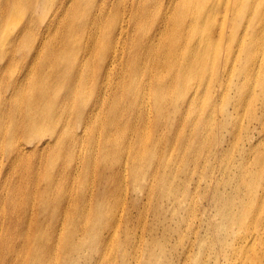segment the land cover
<instances>
[{"label": "rangeland", "instance_id": "374dc122", "mask_svg": "<svg viewBox=\"0 0 264 264\" xmlns=\"http://www.w3.org/2000/svg\"><path fill=\"white\" fill-rule=\"evenodd\" d=\"M112 1L114 5L107 6L110 10L103 15L106 24L110 22V11L117 10L118 0ZM3 2L0 1V6ZM16 2L10 0L6 6L9 12ZM121 2V16L131 19L125 59L110 71L90 63L92 76L83 84L78 98H71L68 89L71 88L69 75L77 65L74 57L81 59L95 51L87 47L86 38L75 35L62 64L54 63V55L60 54L54 49L52 35L64 10L51 14L49 21L34 22L31 32L37 35L19 42L18 46L24 44L19 48H9L4 52L6 57L0 51V264H110V247L115 248L113 254L117 264H221L219 255H222V264H226L234 256L236 235L244 231L241 223L247 224L245 208L252 198L256 211L249 226L255 230L253 222L264 215V176L256 178L260 163H264V88L257 71L253 81L242 84L248 63L239 51L238 64L234 66L230 81L232 86L228 88L231 91L217 93L220 95L206 102L204 109L200 108L197 97L190 99L191 85L175 82V90H171L161 107L157 108L153 95V108L146 114L144 124L136 113H125L124 119L129 118L136 125L125 132V138L117 143L115 150L109 147L111 161L103 177L100 178V172L91 170L93 179L87 180L88 193L82 205L85 208L89 204L91 211L79 217L81 207L66 202L68 196L76 200L84 194L81 185L85 180L80 179L87 158L98 164L101 171L107 133L121 135L117 126H106L107 108L115 104L126 109L140 106L141 99L134 86L124 87L130 84L132 71L126 66L128 51L138 37L135 17L130 16L137 5L135 0ZM255 6L264 12V0ZM102 7L105 6L76 3L64 16V21L80 27L84 22L81 20L83 14L100 11ZM210 7L211 4H206L204 8ZM157 17L153 12V18ZM149 19H141L142 28L147 32L149 29L155 31L157 22ZM243 26L237 28L238 47ZM205 27L212 36L216 35L220 30L219 20L207 22ZM38 36L47 45L44 49L40 46V53L35 54ZM58 42L57 37L56 46ZM215 52L219 58L213 62L216 76L212 81L221 74L222 60L228 55L224 43L217 45ZM257 55L264 57V53ZM90 56L95 55L91 53ZM211 69L209 62L204 72L207 81ZM196 82L198 80H192V86ZM226 84L227 81L212 86L216 92V88L224 89ZM242 86L245 93L256 87L255 97L241 95L239 88ZM29 92L36 98H41V94L44 97L31 111L23 105L27 102H19ZM71 109L76 110V116L64 115ZM43 114L46 134L34 137V124L42 121ZM53 123L64 128L62 136L53 134ZM69 123L80 136L78 152L82 155L58 169L65 176L60 173L50 176L52 159L63 152L64 135H70ZM211 124L213 129H210ZM136 126L146 132L143 150H148V157L142 160L146 181L132 170L133 152L140 151V146L134 142L138 134L134 131ZM100 133L101 148L86 150L87 141L91 137L98 139ZM47 141L52 144L44 145ZM21 148L25 152L20 153ZM120 154L125 157L122 170L118 171ZM245 178L254 184L253 194ZM114 184L119 185L114 187ZM66 185L71 190L68 191ZM119 188L116 195L112 194V189ZM215 196L233 200L229 210L234 208L232 213L237 214L225 230L222 249L214 241L216 231L212 224H229L230 213L216 211ZM62 199L66 201L59 202ZM115 215H121L119 220ZM75 217L83 223H73ZM87 218L92 222L85 223ZM79 224L95 225L92 226L95 232L71 229ZM260 241L254 238L243 247L244 257L255 249L250 254L253 261L257 257L263 259L264 247ZM242 258H236L235 264H242Z\"/></svg>", "mask_w": 264, "mask_h": 264}, {"label": "bare ground", "instance_id": "6f19581e", "mask_svg": "<svg viewBox=\"0 0 264 264\" xmlns=\"http://www.w3.org/2000/svg\"><path fill=\"white\" fill-rule=\"evenodd\" d=\"M9 2L10 0H4L3 4L0 6V51H3L2 53L5 57L7 54L4 52H7L9 48L13 49L18 46L19 42L30 40V37L37 35L31 32V26L34 22L42 19H47V21H49L50 15H54L61 9L64 10L63 15L57 20L56 28L54 29L55 32L52 35L54 49L57 54H60L58 57L54 55V63L60 62V64H62L67 55L68 47L75 35H81L82 38H86L87 47H89L90 51H95L91 53L96 57L90 56L91 53L85 55V57L81 59L74 57L77 65L75 70L69 75L71 88H68L71 98H78L83 84L91 78L90 63L101 65L103 70L106 71L107 69L110 71L117 63L120 62L121 64L124 61L125 47L127 46L128 33L131 28V19L127 16H121L119 8L122 3L121 0L116 2L117 10L115 12L110 11L109 24L105 23L103 15L110 10L106 8L107 6L114 5L112 0H17L10 12L6 7ZM177 2L178 0H135L137 6L132 9L130 16L134 15L135 17L134 23L138 37L128 51L126 66L127 68H132V71L129 74L130 84H124V87L134 86L133 89L138 99H141L140 106L139 108L126 109L120 104H115L107 108L108 121L107 123L105 121L106 126H117L121 135L107 133V146L102 152L101 171L99 165L93 163L90 158L85 160V171L80 179L85 180L81 185L84 194L77 197L76 200H72L69 196L67 201L66 199L59 200V202L66 201L72 203L76 208L81 207L82 210L79 217L87 216V213L91 211V206L89 204H87L85 208L82 207L85 203L86 193H88L87 180L93 179L91 170L100 172V178H102L105 169L111 161L109 158V147L112 146L113 150H115L117 143L125 138V132L136 125V122L133 120L129 118L124 119L125 113H136L139 121L144 124L146 122V114L153 108V95L156 100L157 108L161 107L168 94L171 93V90H175V82L179 83V85L182 83L191 85L190 87H193V90L190 99L197 97L200 108L204 109L206 102L209 103L210 99L220 95L217 93L226 91L232 86L230 81L232 80L234 66L236 68L238 64V51L244 54L248 63L247 68L245 66L244 76L242 77L244 82L242 84H248L253 81L258 72L260 73L259 79L261 85L264 88V57L257 55L258 53H264V12L255 6L257 3H260V0H181L179 5L176 4ZM76 3L105 7H102L101 10L97 12H93L92 10L87 14H83L81 20H84V22L80 23L82 26L76 27L64 21V16L68 14L70 7ZM206 4H211V7L205 9L204 7ZM237 6H239V9ZM248 8L249 13L247 14ZM153 12L158 15L157 18H153ZM110 15H113L112 18H110ZM148 18H150V21L154 19L157 22L155 31L149 29V32H147L145 28H142L141 19ZM216 20H219L220 30L216 35L213 34L212 36L211 33L208 32V28L205 27V24L207 22L208 24L211 22L214 23ZM66 23L67 25L63 26ZM241 26H243V37L238 47L236 35L237 28ZM50 29H52L51 26ZM196 35L197 37L195 38ZM57 37L59 38V42L56 46ZM215 37H218V39ZM36 42L38 48L35 50V54L40 53V46H43L44 49L47 45V43L44 45L45 41L43 42L41 36H38ZM222 43L225 44L228 55L222 60L224 63L221 65V74H218L217 79L212 81L213 77L216 76L213 62L219 58L218 56L216 57L215 48ZM20 45L24 44L21 43L19 46ZM72 47L76 49V46H70V49H72ZM84 49L87 48L84 47ZM10 57L13 56L10 55ZM35 57L38 58L37 55H35ZM69 59L70 63H72L73 56L71 54ZM209 62L212 63V72L207 81L204 72ZM49 64H51L50 60ZM192 80H198L195 86H192ZM225 81H227V84L223 86L224 89L216 88L215 92V87L212 86L213 83L223 84ZM123 82H125L124 79ZM258 84L260 83L257 82V85ZM101 86H104V84ZM228 91H231V89H228ZM239 93L244 95V97L252 99L256 95V87L253 91L245 93L242 86L239 88ZM91 96H89V98ZM40 97L41 98H36L29 92L19 102H27L23 105L31 111L39 106V100H44L42 94ZM116 99L118 98H114L113 100ZM85 100H88V96H86ZM3 109L4 107H1V110ZM53 113H56L55 109H53ZM64 115L72 117L76 116L77 112L71 109ZM32 120L33 117H31L30 122ZM201 125H204V123ZM67 127L70 130V135H64L65 140L62 145L63 152L52 159V173L50 176L53 173H60L62 175L63 173L58 169H62L67 162L73 161L82 155L78 152L81 143L80 136L75 133L72 124L69 123ZM33 129L35 130L34 137L46 134L44 114L42 115V121L35 123ZM210 129H213L212 124L210 125ZM63 131L64 128H61L57 123H53V134L62 136ZM134 131L138 133L134 142L136 145L140 146V151L138 153L133 152L135 162L132 165V170L136 174L139 173L142 180L146 181L147 173L143 171L145 165H142V160L148 157V150H143L146 141V132L144 128H138V126L135 127ZM101 138V133L98 139L91 137L86 143V150H99L101 148ZM51 144L52 141L44 143V145ZM23 152H25L24 149L20 151V153ZM124 157L125 154H120L118 157V171L122 170L121 164L124 165ZM255 164L259 165L257 162H255ZM251 172L254 175V170H251ZM139 175L136 177L139 178ZM263 176L264 163L262 162L257 169L256 178L259 179ZM124 177L125 174L122 175V179ZM64 179L67 180V177ZM245 184L251 189V194H253L254 184L248 182L246 178ZM118 185L119 184H114V187ZM66 187L68 191L71 190L69 185H66ZM120 189L121 188L112 189V194L116 195ZM135 190L140 191L139 189ZM171 194L172 191L169 195ZM250 202L251 204L246 205L245 208L248 218L247 224L244 222L241 223V228L244 231L238 233V236L236 235L234 256L230 258L226 264H235L236 258L238 257H243L242 259H244V262L242 264L263 263L264 258L262 259V257H257L255 262L250 257V254L255 249L244 257L243 247H247L254 238L256 241L260 239L264 247V215L262 217L260 215L258 219L253 222L255 226V230H253V228L249 226V220L254 215L256 206H254L253 198ZM213 203L217 212L221 214L222 212L230 213L229 224H220L217 222L212 224L217 235V238L216 235H214V241L216 245L222 249L225 230L228 228V225L237 218V214L232 213L234 208H231V211L229 210V206L233 203V200L229 198L215 196L213 198ZM222 205L225 208L222 209ZM73 212L74 211L71 213ZM120 216L121 215H115L114 217L116 220H119ZM79 217H75L73 223H83L79 221ZM90 222L92 221L87 218L85 223ZM78 226H81V228L79 229ZM92 226L95 227V225L79 224L71 229L92 231ZM92 232L94 233L95 231ZM114 249L115 248L110 247L108 250V256L111 260L110 264H117L113 254ZM152 256L153 255H151V257ZM219 258L222 264V255H219Z\"/></svg>", "mask_w": 264, "mask_h": 264}]
</instances>
